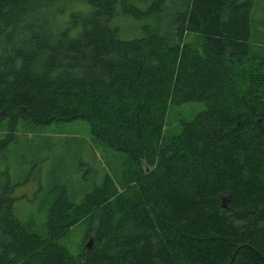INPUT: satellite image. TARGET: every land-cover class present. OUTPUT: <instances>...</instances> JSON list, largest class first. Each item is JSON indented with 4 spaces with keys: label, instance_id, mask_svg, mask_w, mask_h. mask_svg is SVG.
I'll return each instance as SVG.
<instances>
[{
    "label": "trees",
    "instance_id": "trees-1",
    "mask_svg": "<svg viewBox=\"0 0 264 264\" xmlns=\"http://www.w3.org/2000/svg\"><path fill=\"white\" fill-rule=\"evenodd\" d=\"M255 0H0L2 144L82 120L125 155L81 202L46 192L44 236L0 172V264H264V56ZM138 24L121 36L118 20ZM116 22L112 24L111 22ZM204 109L165 135L169 106ZM40 188V187H39ZM86 220L89 247L57 242Z\"/></svg>",
    "mask_w": 264,
    "mask_h": 264
},
{
    "label": "rangeland",
    "instance_id": "rangeland-1",
    "mask_svg": "<svg viewBox=\"0 0 264 264\" xmlns=\"http://www.w3.org/2000/svg\"><path fill=\"white\" fill-rule=\"evenodd\" d=\"M118 27L121 36L126 38L141 33L138 24L129 18L118 20ZM251 33V47L264 56V0H255ZM203 109L200 102L169 106L164 121L165 135L178 133L184 121L191 120ZM5 129L6 120L0 121V172L6 170L10 182L17 183L13 190L15 216L29 230L42 236L46 212L42 202L52 185H64L69 200L81 202L104 172L116 180L125 159L124 154L96 141L82 120L43 126L18 121L11 140L2 144ZM86 227V220L77 222L57 242L76 256L81 245L90 240V235H85Z\"/></svg>",
    "mask_w": 264,
    "mask_h": 264
},
{
    "label": "water",
    "instance_id": "water-1",
    "mask_svg": "<svg viewBox=\"0 0 264 264\" xmlns=\"http://www.w3.org/2000/svg\"><path fill=\"white\" fill-rule=\"evenodd\" d=\"M89 242H90V240L87 241V242L84 244V246L89 247Z\"/></svg>",
    "mask_w": 264,
    "mask_h": 264
}]
</instances>
